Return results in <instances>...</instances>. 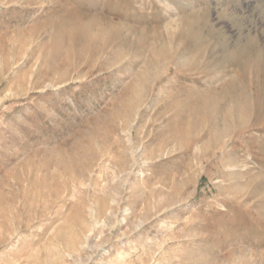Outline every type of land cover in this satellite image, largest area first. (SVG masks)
<instances>
[{"label": "rangeland", "instance_id": "rangeland-1", "mask_svg": "<svg viewBox=\"0 0 264 264\" xmlns=\"http://www.w3.org/2000/svg\"><path fill=\"white\" fill-rule=\"evenodd\" d=\"M0 264H264V0H0Z\"/></svg>", "mask_w": 264, "mask_h": 264}]
</instances>
